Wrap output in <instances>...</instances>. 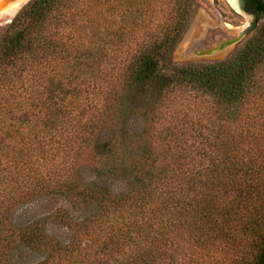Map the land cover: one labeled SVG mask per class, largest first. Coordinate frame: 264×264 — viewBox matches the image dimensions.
Wrapping results in <instances>:
<instances>
[{"label": "trees", "instance_id": "1", "mask_svg": "<svg viewBox=\"0 0 264 264\" xmlns=\"http://www.w3.org/2000/svg\"><path fill=\"white\" fill-rule=\"evenodd\" d=\"M78 1L34 0L0 39V264L21 247L32 264H264V22L226 60L177 66L203 0H113L110 52L77 48ZM105 168L130 189L80 176ZM44 195L88 211L49 215L66 243L12 222Z\"/></svg>", "mask_w": 264, "mask_h": 264}, {"label": "rangeland", "instance_id": "2", "mask_svg": "<svg viewBox=\"0 0 264 264\" xmlns=\"http://www.w3.org/2000/svg\"><path fill=\"white\" fill-rule=\"evenodd\" d=\"M34 0H28L26 3L20 5L15 11L0 19V39L4 37L8 31L11 23L33 2ZM203 0V4L194 12L193 18L182 34L180 41L187 36V31H191L198 23L204 19L202 17H211L215 25L226 22L224 26L233 32L235 29H247L252 23L250 17H235L230 13L223 0ZM113 4V0H79L76 3L75 16L77 21L72 30L75 44H80L78 49L82 51L89 50L95 51L97 49H104V52H110L113 48V43L116 41L114 36L121 34L123 23L120 18L114 22L113 17L115 13H111L108 6ZM219 13H222L223 18ZM264 18L259 19L262 23ZM129 21V20H128ZM121 22V23H120ZM122 24V25H121ZM207 21L201 23L202 28L207 27ZM233 26V27H232ZM255 33V29L248 30L244 39L236 46L229 48L225 52L219 53L209 57H191L185 58L179 55L176 51L179 43L175 47V51L172 54L173 62L177 66H182L188 63H211L226 60L232 56L237 50H239L243 44ZM121 114L124 120L125 132L129 134L139 133L143 129L144 116L133 115L130 112V106L128 103L122 105ZM256 113L254 112V115ZM253 115V114H252ZM111 137V132H106L101 136V139L107 140ZM80 176L85 182L93 183L98 186L107 187L114 192L123 193L130 189L131 182L129 179H120L113 176L108 168H105L102 173H96L91 169H81ZM59 208L66 209L70 212L73 218H81L86 214V211L75 212L69 202L61 196L57 195H44L30 203H27L19 207L12 215V222L14 225L24 227L31 222L38 219L46 220V231L56 237L63 243L70 240L71 234L69 229L62 223H53L48 219L49 215ZM44 254L39 251L32 250L30 248L21 247L16 250L14 255V261L16 264H32L43 259Z\"/></svg>", "mask_w": 264, "mask_h": 264}, {"label": "water", "instance_id": "3", "mask_svg": "<svg viewBox=\"0 0 264 264\" xmlns=\"http://www.w3.org/2000/svg\"><path fill=\"white\" fill-rule=\"evenodd\" d=\"M27 1L0 0V19L11 14ZM202 19L204 20L200 21L198 26L191 31H187V36L182 41L179 40L176 51L182 57H209L225 52L240 43L248 32L247 29L237 28H233L235 30L231 32L229 30L232 29H227L224 26V24H227L226 22L215 25L211 17H202ZM205 20L208 24L206 29L203 30L201 23Z\"/></svg>", "mask_w": 264, "mask_h": 264}, {"label": "flooded vegetation", "instance_id": "4", "mask_svg": "<svg viewBox=\"0 0 264 264\" xmlns=\"http://www.w3.org/2000/svg\"><path fill=\"white\" fill-rule=\"evenodd\" d=\"M231 14L236 18L250 17L253 21L247 30L255 29L261 22L259 19L264 18V0H223ZM215 5V1L213 0ZM223 18L222 13H219ZM224 19V18H223ZM264 20L262 21V23ZM235 28V27H234Z\"/></svg>", "mask_w": 264, "mask_h": 264}, {"label": "bare ground", "instance_id": "5", "mask_svg": "<svg viewBox=\"0 0 264 264\" xmlns=\"http://www.w3.org/2000/svg\"><path fill=\"white\" fill-rule=\"evenodd\" d=\"M206 29V26L205 27H203V30H205Z\"/></svg>", "mask_w": 264, "mask_h": 264}]
</instances>
